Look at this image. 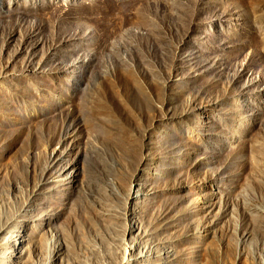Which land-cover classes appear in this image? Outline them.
I'll list each match as a JSON object with an SVG mask.
<instances>
[{"label": "rangeland", "instance_id": "rangeland-1", "mask_svg": "<svg viewBox=\"0 0 264 264\" xmlns=\"http://www.w3.org/2000/svg\"><path fill=\"white\" fill-rule=\"evenodd\" d=\"M0 264H264V0H0Z\"/></svg>", "mask_w": 264, "mask_h": 264}]
</instances>
